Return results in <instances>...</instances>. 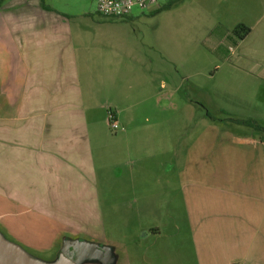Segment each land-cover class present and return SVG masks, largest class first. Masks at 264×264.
<instances>
[{
    "label": "crops",
    "instance_id": "crops-1",
    "mask_svg": "<svg viewBox=\"0 0 264 264\" xmlns=\"http://www.w3.org/2000/svg\"><path fill=\"white\" fill-rule=\"evenodd\" d=\"M70 1L0 0V242L28 264H59L66 235L95 237L101 208L88 125L108 128L110 113L122 132L134 122L124 113L152 99L169 115L157 121L172 138L158 169L163 195L151 209L144 196L126 202L157 220L142 239L172 237L151 264H264V133L241 124L264 130V0L180 4L173 49L162 30L139 39L132 14L88 20ZM237 26L248 29L241 40ZM184 83L205 116L190 96L181 101ZM182 122L192 128L182 133ZM133 166L121 175L109 165V185L130 192ZM101 250L75 264H120L116 247Z\"/></svg>",
    "mask_w": 264,
    "mask_h": 264
},
{
    "label": "rangeland",
    "instance_id": "rangeland-1",
    "mask_svg": "<svg viewBox=\"0 0 264 264\" xmlns=\"http://www.w3.org/2000/svg\"><path fill=\"white\" fill-rule=\"evenodd\" d=\"M191 1L195 2V0H158V8L153 9V11L155 12L158 9L161 11L152 14L144 13L141 15L136 8H133L131 14L134 18L131 20V25L137 37L139 39L146 37L151 41V39L156 36L157 31L162 30L164 35H162V37L166 40L167 46L173 49L175 45L174 41L178 40V28L174 23L176 20L173 21V19H175L174 15L176 14H174L173 10L179 7L180 4H188ZM168 4H171L170 8L174 5L176 6L172 8L171 12H163V10H166L164 7ZM69 5L70 8L76 9L84 14L88 20H106L95 13V6L92 0H71ZM175 48L178 49V46H175ZM186 84L187 83H184L181 87V101L186 100V97L190 96L195 115L205 116V107L203 103H201V101L199 102L197 99L199 96L196 97L195 93L192 94L187 92ZM138 91L143 97V90L140 85H138ZM159 109L160 107L154 105L151 99L144 100L137 107L126 111L124 113L126 120L129 122L133 116L134 122L123 125L124 129L121 130L122 132H111L108 128L103 126V123L88 125V128L95 136V138L90 141V148L92 152H94V168L96 169L95 173L97 176L95 190H98L97 202L98 206L101 208V220L98 221L100 226H98L99 224H92L90 226L91 229L96 228L93 229V231L97 230L95 237L66 235L63 238L64 245L62 247H64V250L69 249L71 246L84 245L88 248V251L92 252L91 250L93 247H102V245L110 246L116 247V256L120 264H151L150 257L153 254L152 252L157 251V247L171 246L172 237H163V234L160 235V238L150 236L142 239L140 236L141 231L156 227L157 220L150 214L141 216L140 213L135 210V208L141 206L140 204L130 203V205L126 203L128 197L133 196V198H138V196H144L150 200V203L147 205L148 207L150 205L149 208L151 209V207L156 206L155 201L163 195L158 169L165 160L169 159V157L162 156V154L170 148L172 138L168 136L169 129H166L168 125L160 124L157 121L158 117L169 116L166 113H160ZM94 114L95 116L98 114L97 116L103 117V111L95 109ZM145 119L147 123H145ZM180 126L182 133L185 131L184 128H187V130L189 126L192 128V125L183 122ZM199 127L198 125L196 132L201 131ZM170 130H173L172 127H170ZM111 149H116L117 151V156L114 157V160H111ZM123 151L129 154L128 160ZM168 151H170V149ZM130 162L134 163L132 167L134 175L132 176L137 180L136 182L134 181L133 188L131 187L132 190L128 192V189L123 186V183L110 186L107 181V174L109 173L108 166L118 164L117 168L122 175L123 171L126 170L125 166L130 165ZM98 174L101 176L100 179ZM103 179H106V182H103ZM109 191L113 195H111ZM167 193L169 194L168 189L166 194ZM126 209L130 210L126 211ZM153 213L156 215L155 212ZM167 232L168 231H166V233ZM166 236H169V234ZM95 254H99L98 251ZM92 255L93 254H90V261L93 260L91 257ZM63 258H65V256L62 257V259ZM80 258H82L81 251L78 253V259Z\"/></svg>",
    "mask_w": 264,
    "mask_h": 264
},
{
    "label": "built area",
    "instance_id": "built-area-1",
    "mask_svg": "<svg viewBox=\"0 0 264 264\" xmlns=\"http://www.w3.org/2000/svg\"><path fill=\"white\" fill-rule=\"evenodd\" d=\"M95 13L106 20H123L130 16L133 8L137 10H148L157 6L158 0H92ZM111 132L121 129L111 121L108 124Z\"/></svg>",
    "mask_w": 264,
    "mask_h": 264
},
{
    "label": "water",
    "instance_id": "water-1",
    "mask_svg": "<svg viewBox=\"0 0 264 264\" xmlns=\"http://www.w3.org/2000/svg\"><path fill=\"white\" fill-rule=\"evenodd\" d=\"M98 248L101 249V247ZM80 251L82 252V256L85 255L90 256V254H95L97 252V251L94 252L88 251V248L84 245L71 246L69 247V249L63 251V256H65V258H63L59 264H75V262L78 259V253H80ZM101 251H98V253H100ZM0 264H28V263L14 249L0 242Z\"/></svg>",
    "mask_w": 264,
    "mask_h": 264
},
{
    "label": "trees",
    "instance_id": "trees-1",
    "mask_svg": "<svg viewBox=\"0 0 264 264\" xmlns=\"http://www.w3.org/2000/svg\"><path fill=\"white\" fill-rule=\"evenodd\" d=\"M171 6V4H168L164 7V9H168L169 7ZM248 32V29H246L245 27L243 26H237L235 27L233 30H232V35H234V37L237 39V40H241ZM107 121H108V124L111 122V121H114L113 117L111 116L110 113H108L107 115ZM241 124L243 125H246V126H249L250 128H252L253 130L255 131H258V132H261V133H264V130L252 123H247V122H242ZM92 252L94 251H101V249H99L98 247H93Z\"/></svg>",
    "mask_w": 264,
    "mask_h": 264
}]
</instances>
